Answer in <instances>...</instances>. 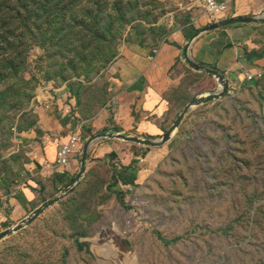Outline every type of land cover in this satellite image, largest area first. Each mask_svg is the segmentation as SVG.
<instances>
[{
    "label": "rangeland",
    "instance_id": "rangeland-1",
    "mask_svg": "<svg viewBox=\"0 0 264 264\" xmlns=\"http://www.w3.org/2000/svg\"><path fill=\"white\" fill-rule=\"evenodd\" d=\"M180 3L56 0L47 20L27 26L24 69L0 84V234L46 202L35 194L23 204L19 189L22 137L42 106L67 96L86 135L118 133L115 65L135 49L154 57L185 22ZM181 60L171 71L180 81L169 91L168 125L194 98L221 90ZM124 144L140 149L122 169L132 182L104 159L91 161L70 195L0 241V264H264V77L193 107L160 147Z\"/></svg>",
    "mask_w": 264,
    "mask_h": 264
},
{
    "label": "crops",
    "instance_id": "crops-1",
    "mask_svg": "<svg viewBox=\"0 0 264 264\" xmlns=\"http://www.w3.org/2000/svg\"><path fill=\"white\" fill-rule=\"evenodd\" d=\"M192 6L186 12L183 25L160 46L154 57L147 49H135L127 58L117 61V79L112 87L116 115L115 122H111V132L149 139L164 136L172 126L166 123L172 111L169 91L178 88L180 81V78L172 76V68L177 65L183 68L181 59H184L186 45L195 34L213 22L202 14L197 0H193ZM227 7L226 13L218 20L264 15V0H230ZM189 53L198 64L219 70L229 88L241 85L245 82L244 72L264 67V24L233 25L202 33L191 43ZM75 110L72 99L55 97L39 110L37 127L22 137L28 159L23 174L25 179L19 186L23 204L32 200L35 194L43 195L45 201L51 200L62 194L78 174L85 144L82 141L85 139L86 142L89 135L85 134L86 123L78 119ZM101 122L99 119L94 125L104 129ZM72 138H76V142L72 145L69 163L65 168L58 167L57 152ZM106 139L92 144L87 167L91 161L104 159L115 173H121L124 181L130 179L132 182L136 175L127 177L128 173L122 169L137 159L134 152L140 150L139 146L135 148L130 146L132 144H124L129 142L123 140Z\"/></svg>",
    "mask_w": 264,
    "mask_h": 264
},
{
    "label": "water",
    "instance_id": "water-1",
    "mask_svg": "<svg viewBox=\"0 0 264 264\" xmlns=\"http://www.w3.org/2000/svg\"><path fill=\"white\" fill-rule=\"evenodd\" d=\"M264 24V15L262 16H257V17H248V16H240V17H231V18H224L219 21H215L205 28H203L200 32L195 34L188 44L185 47L184 51V59L187 62V64L195 71H201L205 72L213 77H215L220 84L221 90L210 94H204L200 97L194 98L189 104H187L184 109L180 112L179 116L175 120V122L172 124V126L167 130V132L164 134V136L161 139L157 140H151V139H146V138H140L137 136H131L123 133H101L98 135H94L89 137L82 150V157H81V167L76 175L75 179L71 183V185L60 195L56 196L55 198L46 201L43 203L40 207H38L33 213H31L24 221L20 222L17 224L14 228L7 230L5 232H2L0 234V241L3 240L4 238L13 235L14 233L20 231L26 226L31 225L34 221H36L46 210H48L51 206L55 205L56 203L60 202L62 199L70 195L76 187H78L86 173L87 170V161H88V154L89 150L92 146V144L100 139L108 138V139H115V140H123L129 143H135L143 146H148V147H160L171 139V137L174 135L175 131L177 128L180 126L182 120L184 117L193 109L195 106H199L202 104H208L209 102H213L214 100H218L220 98H223L227 95L228 93V83L226 82V79L224 78L223 74L216 69H212L203 65L198 64L195 62L189 53V48L191 43L195 40L196 37H198L202 33L206 32H212L218 29L226 28L229 26L233 25H260Z\"/></svg>",
    "mask_w": 264,
    "mask_h": 264
},
{
    "label": "trees",
    "instance_id": "trees-1",
    "mask_svg": "<svg viewBox=\"0 0 264 264\" xmlns=\"http://www.w3.org/2000/svg\"><path fill=\"white\" fill-rule=\"evenodd\" d=\"M54 3L56 0H0V84L6 81L7 75H17L24 69L31 46L24 34L31 31L27 26L36 28L47 20L50 15L45 11L55 7ZM46 23L54 22L48 20ZM83 238L78 241L81 247L86 245L80 242Z\"/></svg>",
    "mask_w": 264,
    "mask_h": 264
},
{
    "label": "built area",
    "instance_id": "built-area-1",
    "mask_svg": "<svg viewBox=\"0 0 264 264\" xmlns=\"http://www.w3.org/2000/svg\"><path fill=\"white\" fill-rule=\"evenodd\" d=\"M204 10L209 20L217 21L227 11V5L230 0H197ZM193 0H181L180 6L185 10H190L193 6ZM244 81L251 82L264 77V67L254 72L246 71L243 74ZM229 90V89H228ZM76 138H72L69 143L62 144L57 152V166L65 168L69 163L72 154V145Z\"/></svg>",
    "mask_w": 264,
    "mask_h": 264
},
{
    "label": "bare ground",
    "instance_id": "bare-ground-1",
    "mask_svg": "<svg viewBox=\"0 0 264 264\" xmlns=\"http://www.w3.org/2000/svg\"><path fill=\"white\" fill-rule=\"evenodd\" d=\"M220 89H221V87H220Z\"/></svg>",
    "mask_w": 264,
    "mask_h": 264
}]
</instances>
